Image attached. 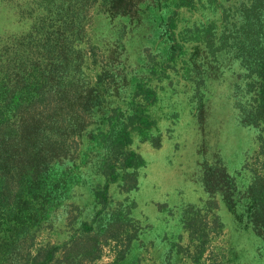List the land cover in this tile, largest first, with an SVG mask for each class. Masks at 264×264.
<instances>
[{
	"label": "rangeland",
	"instance_id": "1",
	"mask_svg": "<svg viewBox=\"0 0 264 264\" xmlns=\"http://www.w3.org/2000/svg\"><path fill=\"white\" fill-rule=\"evenodd\" d=\"M46 1L0 0V121L44 122L39 146L72 182L31 254L43 264H264V125L249 115L263 103L241 51L248 20L264 35V0H86L81 34L74 11L55 18L67 23L54 31L58 49ZM35 82L52 93L21 99ZM119 117L123 151L86 148L108 145Z\"/></svg>",
	"mask_w": 264,
	"mask_h": 264
},
{
	"label": "trees",
	"instance_id": "2",
	"mask_svg": "<svg viewBox=\"0 0 264 264\" xmlns=\"http://www.w3.org/2000/svg\"><path fill=\"white\" fill-rule=\"evenodd\" d=\"M46 2L54 16L53 18L49 15L50 23L47 28L53 33L49 34L48 43L53 42L54 49H58L60 45L56 35L58 32L54 33V31L67 23L55 18L59 17L62 11L66 15L67 11H74L69 16V21L73 24L72 31L81 34L82 22L79 25L76 22L82 20L81 15L87 10L88 3L86 0H47ZM262 30L260 19H250L248 26L242 27L243 45L244 41L246 44V47L244 46L241 50L242 59L250 62H245L246 65L254 67L253 74L257 78V86L250 91L263 103L249 113L253 122L258 125H264V35L262 36ZM68 35L70 38V31ZM68 45L67 41L63 43L64 48ZM74 49L76 47L71 50ZM27 89V93H33L32 97H26L23 94L21 99H29L30 102H34L36 98L40 100L43 95L52 93V88L46 83L43 85L42 82H35ZM33 118L24 125L29 126V129L22 126V123L12 127L0 121V264H43L39 261L40 257L38 258L37 254L35 256L31 254L32 235L49 221L54 208L64 204L67 190L72 185L69 178L71 174L59 172L56 162L47 161L45 152L48 147L39 146L40 143L46 145L48 139L46 132L41 128L45 123ZM13 128H21L20 138L16 137V131L14 135ZM126 128L127 125L119 117L116 125L114 124L107 133L108 145L98 147L99 143L92 138L86 144V148L94 145L96 151L104 149L106 154L111 151L121 152L126 143ZM14 137L15 142L12 143ZM102 163H108V165L104 164L103 174L109 175L113 170L109 157L103 158ZM106 166L109 173L105 172Z\"/></svg>",
	"mask_w": 264,
	"mask_h": 264
}]
</instances>
